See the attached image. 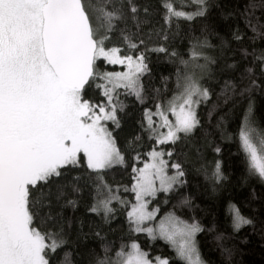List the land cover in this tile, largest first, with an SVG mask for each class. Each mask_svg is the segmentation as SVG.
<instances>
[{"label": "trees", "instance_id": "16d2710c", "mask_svg": "<svg viewBox=\"0 0 264 264\" xmlns=\"http://www.w3.org/2000/svg\"><path fill=\"white\" fill-rule=\"evenodd\" d=\"M132 3L137 8L136 19L125 10L126 19L118 22L107 41L109 48L120 49L121 56L143 54L147 66L139 79L142 99L117 88L113 102L119 126L110 120L105 124L124 162L97 173L87 169L84 161L53 178L50 189L54 195L42 208L41 218L34 221L41 231L63 233L66 243L51 255V264H61L65 253L72 264H97L106 255L115 260L116 253L121 248L127 252L133 242L150 260L159 256L168 264H184L167 242L150 239L129 224L127 211L134 203L131 189L136 176L133 168L138 169L153 150L163 153L169 171L177 172L172 165L179 164L184 173L169 192L152 200L158 216L170 213L198 224L201 231L195 238L206 264H264V180L250 172L240 140L242 128L253 136L264 135V64L256 58L264 53V0H206L203 16L191 20L173 16L169 22L165 21L166 3L188 13H194L196 6L191 0ZM121 30L136 48L122 38ZM234 34L241 38L235 39ZM160 47L167 52L154 51ZM194 48H205L210 56L200 80L208 96L197 106L198 124L190 133H179L175 142L158 143L145 122V111H157V105L163 107L183 87L182 61L191 59ZM119 68L103 60L96 62L100 74ZM86 98L107 105L102 90L95 86ZM217 162L220 180L213 177ZM99 176L119 197L111 203L113 212L108 218L102 210L91 211L97 203ZM58 188L62 195L56 199ZM232 206L251 223L235 229ZM48 216L51 219H45Z\"/></svg>", "mask_w": 264, "mask_h": 264}, {"label": "snow or ice", "instance_id": "6c2138e0", "mask_svg": "<svg viewBox=\"0 0 264 264\" xmlns=\"http://www.w3.org/2000/svg\"><path fill=\"white\" fill-rule=\"evenodd\" d=\"M191 2L196 6L194 13L176 10L173 4L166 3L165 21L173 16L188 20L203 16L206 0ZM125 10L136 19L137 8L132 0H0V264H51V255L66 243L62 232L41 231L34 225L54 195L50 189L55 183L53 178L63 176L62 170L79 167L86 161L87 169L99 173L124 162L102 121L110 120L119 126L114 93L124 88L142 99L139 79L147 70L143 54L121 56L119 48L107 46L118 22L126 19ZM121 35L131 48H136L123 30ZM154 51L166 53L167 49ZM200 56L194 48L191 59L195 61ZM256 58L264 64V53ZM97 60L125 65L126 71L100 74ZM185 81L183 93L170 102L175 125L157 105V114L169 129L158 143L175 142L178 133H190L198 124L193 105L199 103L198 97L207 98L208 92L192 76H186ZM93 86L102 90L107 105L94 104L86 98ZM145 115L148 129L154 131L151 116ZM240 140L250 172L264 180V135L253 136L242 128ZM149 155L151 164L133 168L137 175L131 190L137 203L128 213L130 227L168 242L184 264H203L195 242L196 233L201 231L198 224L168 216L155 228L144 226L155 217V210H147L144 198L155 196L157 191H169L184 175L181 166L173 164L176 175L167 176L163 153L153 151ZM213 177L222 179L219 162ZM98 179L97 203L91 211L102 210L108 218L113 212L112 201L119 197L102 176ZM61 195L62 189L58 188L56 199ZM231 211L235 229L251 223L234 206ZM129 248L127 252L121 248L115 260L106 255L97 264H153L138 244L133 242ZM61 264H72L68 253ZM155 264L168 261L157 257Z\"/></svg>", "mask_w": 264, "mask_h": 264}, {"label": "rangeland", "instance_id": "374dc122", "mask_svg": "<svg viewBox=\"0 0 264 264\" xmlns=\"http://www.w3.org/2000/svg\"><path fill=\"white\" fill-rule=\"evenodd\" d=\"M198 52H200L201 53V56L198 58V59H196L195 61H193L192 59H190L189 61H187L188 63H187V65L186 64H184L183 65V71H184V74L182 75V78L180 79V84L183 86L182 88H180V90L177 92V93H175L171 98H170V100L162 107V110L164 111V113H165V115L167 116V118H168V121H169V123L171 124V125H175L176 124V116L175 115H173V113H172V111L170 110V102H172L173 100H174V98L175 97H178V96H180L181 95V93H183V91H184V85H185V77L186 76H192L195 80H196V82L199 84V86H200V88L201 89H203L202 88V86H201V82H200V80L202 79V77L204 76V74H205V71H206V64L208 63V61H209V59H210V56H209V54L206 52V50H205V48H200V49H198L197 50ZM113 65H117V66H119L120 68L116 71V72H123V71H126V67H125V65H121V64H113ZM197 65H202L203 67H198ZM198 99H199V103L204 99L203 97H198ZM179 103H180V101H177V112H179V107H178V105H179ZM198 103V104H199ZM198 104H195V105H193V107H194V109H195V112H196V109H197V106H198ZM148 114L149 116H151V119H152V124H153V121H155L156 122V129L154 128V131L152 132V134H154L155 135V138L157 139V141H158V139L159 140H162V139H164V137H166L167 136V133H168V127L167 126H165L164 125V123H163V119L161 118V116L159 115V114H157V111H153V112H151V111H148V110H146L145 111V114ZM144 114V116L146 117V115ZM157 119V120H156ZM106 122L107 121H102V123L104 124V126H105V124H106ZM145 122H146V124L148 125V120L145 118ZM182 133V132H181ZM178 135H179V133H178ZM153 151H157V152H160V151H158V150H153ZM152 151V152H153ZM161 159H163L164 161H165V159L163 158V156L161 157ZM152 163V160H151V158H150V155L148 156V158L146 159V160H144L142 163H141V165L138 167V169H142V168H144V166H145V164H151ZM168 164V163H167ZM115 165H118V164H114V165H112V166H115ZM169 165V164H168ZM166 166V168H165V172H166V174H167V176H169V177H171V176H175L176 175V171L175 170H173V171H169L168 170V167L169 166ZM111 166V167H112ZM106 169H108V168H106ZM136 175H137V173H136ZM136 183V181H135V179H134V181H133V184H135ZM133 184H132V186H133ZM174 185V184H173ZM155 186L159 189V187H160V183H159V180L158 179H156L155 180ZM172 188H173V186H172ZM171 188V189H172ZM170 189V190H171ZM169 190V191H170ZM169 191H167V192H169ZM133 192V191H132ZM161 192H163V193H166L165 191H157L156 192V194H155V196H147V197H145L144 199L148 202V205H147V210L148 211H153V210H155V217H154V219L153 220H151V221H147V222H145V227H153V228H155L158 224H159V222L161 221V220H163L164 218H166V217H168V216H174L173 214H170V213H165V214H163V215H161V216H158V214H157V212H158V208L156 207V206H153V204L151 203L152 202V200L156 197V195H158L159 193H161ZM133 196H134V203H132L131 205H130V208H129V210L127 211V213H129L130 211H132V207H133V205H135L136 203H137V201H136V195H135V193L133 192ZM115 201H118V200H113L112 202H115ZM176 217V216H175ZM178 218V217H177ZM180 220V219H179ZM183 221V220H182ZM138 233H142V234H145V235H147L148 236V238H150V239H152L151 237H149V235L146 233V232H138ZM158 237V236H157ZM163 240V239H162ZM165 241V240H164ZM166 242V241H165ZM195 242H196V238H195ZM168 243V242H167ZM169 244V243H168ZM170 245V244H169ZM196 247H197V249H198V246H197V243H196ZM170 248L172 249V251H173V253H174V255H175V257L179 260V261H181V262H183L182 260H180L179 259V257L177 256V253H176V250L172 247V245H170ZM129 250H130V248H129ZM128 250V251H129ZM199 251V250H198ZM143 252V251H142ZM200 254V253H199ZM157 257H159V256H156L155 258H153V259H149L150 261H152L153 262V264H155V261H156V258ZM159 258H161V259H166L165 257H159ZM200 258H201V256H200ZM167 260V259H166ZM201 260L203 261V259L201 258ZM184 263V262H183ZM203 264H206L204 261H203Z\"/></svg>", "mask_w": 264, "mask_h": 264}]
</instances>
